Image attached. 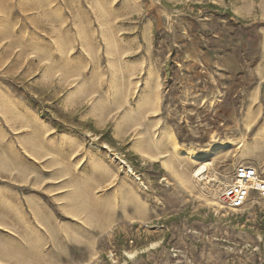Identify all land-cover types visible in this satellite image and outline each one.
Wrapping results in <instances>:
<instances>
[{
  "label": "rangeland",
  "instance_id": "obj_1",
  "mask_svg": "<svg viewBox=\"0 0 264 264\" xmlns=\"http://www.w3.org/2000/svg\"><path fill=\"white\" fill-rule=\"evenodd\" d=\"M241 161L264 164V0H0V168L50 214L31 264H264V200H218Z\"/></svg>",
  "mask_w": 264,
  "mask_h": 264
},
{
  "label": "crops",
  "instance_id": "obj_2",
  "mask_svg": "<svg viewBox=\"0 0 264 264\" xmlns=\"http://www.w3.org/2000/svg\"><path fill=\"white\" fill-rule=\"evenodd\" d=\"M14 170L0 168V264H31L32 233L38 235H35L38 243L43 241L39 235L49 218L39 216V210L47 211V214L49 211L38 197L26 190L27 173L17 180ZM34 214L38 217L33 219Z\"/></svg>",
  "mask_w": 264,
  "mask_h": 264
},
{
  "label": "built area",
  "instance_id": "obj_3",
  "mask_svg": "<svg viewBox=\"0 0 264 264\" xmlns=\"http://www.w3.org/2000/svg\"><path fill=\"white\" fill-rule=\"evenodd\" d=\"M218 200L228 210L264 200V164L239 162L223 183Z\"/></svg>",
  "mask_w": 264,
  "mask_h": 264
},
{
  "label": "bare ground",
  "instance_id": "obj_4",
  "mask_svg": "<svg viewBox=\"0 0 264 264\" xmlns=\"http://www.w3.org/2000/svg\"><path fill=\"white\" fill-rule=\"evenodd\" d=\"M172 136H173V134H172ZM172 138H174V136ZM98 139H99L98 135L93 136V140H98ZM174 145H175V147H177L176 140H174ZM104 147L108 148L109 146L108 145H104ZM205 151H206V153L202 152L200 154H204V155L205 154L206 155H208V154L211 155L212 154V155H214L216 152H218V148L215 145H211ZM193 157H194L195 160L196 159L198 160L197 164L195 163L196 167L194 168L193 176L196 177L197 179H200V180L203 179V178H209L210 176L209 175L207 176L206 172H207V170H208V168L210 166V161H208V159H206L204 157H201V156L198 157V155H197V157L196 156H193ZM124 174H125L126 177L131 178L134 182H136L140 186H142V187L145 186V184L142 181L141 177L137 173L134 172L132 167L129 166L128 170L124 171Z\"/></svg>",
  "mask_w": 264,
  "mask_h": 264
}]
</instances>
